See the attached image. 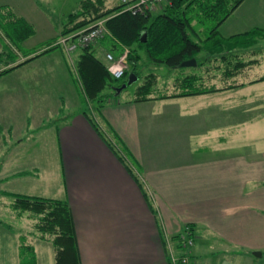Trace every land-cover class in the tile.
Wrapping results in <instances>:
<instances>
[{
    "label": "crops",
    "instance_id": "0c3cea01",
    "mask_svg": "<svg viewBox=\"0 0 264 264\" xmlns=\"http://www.w3.org/2000/svg\"><path fill=\"white\" fill-rule=\"evenodd\" d=\"M111 1L114 2L104 0V4L109 6ZM80 2L61 1V6L58 3L56 7L52 0H7L5 3L35 28V33L22 43L23 57L33 56L54 45L64 26L63 20L79 8ZM243 3L244 0L219 25L223 37L264 28V13L258 12L260 7L252 12L244 8L246 16L242 21L231 20ZM58 17L62 22L55 21ZM227 21L232 23L230 28L226 26ZM41 30L50 41L45 39L37 45H27ZM259 38L264 39V35ZM58 47L61 50L54 48L31 62L37 63V67L48 65L50 68L52 63L68 74V60L73 63L69 56L72 57L74 52L68 53ZM254 50L257 52L259 48L254 45H234L233 48L244 60L255 59L252 65L264 59L263 55L261 60L258 58L261 53L255 57ZM102 60L108 63L107 58ZM187 73L190 72L183 74ZM7 75L0 78V89L12 84L10 79L13 77L16 82L21 81L16 74L9 79ZM64 83L62 89L70 90L69 76ZM9 88L7 94L12 98L14 89ZM205 94L129 101L125 105L111 98L102 107L103 119L113 133L110 134L105 126L102 128L100 123L96 124L124 155L142 186L99 136L84 109L64 114L63 118L54 121L50 119L52 122L45 123L42 118L34 124L28 118L23 122L34 141L37 139L34 135L51 129L52 161L56 163L54 175L41 161L38 149L17 158L14 151L24 144V138L13 135L17 119L5 121L6 115L0 111V135H4L0 140V157H3L0 158V194L67 200L73 214L82 264H172L167 237L176 236L185 225H189L194 234L190 255L195 264H212L209 257L216 242L263 249L264 143L256 140L264 136L260 138L255 131L251 141L241 145L247 147L244 150L250 154L241 156L240 150H234L239 149V141L235 138L239 124L231 123L227 137L223 125L220 129L212 125L196 127L198 122L193 117L197 112L193 111V106L198 100L182 103L183 107L189 106L184 107L185 110H161L162 114L156 113V118L137 108V102H159L169 107L184 97ZM61 98L64 103V93ZM57 112H61V107ZM198 120L201 122L199 116ZM203 120L207 125V120ZM253 145H256L255 150ZM160 147L168 149V154L162 155ZM9 199L12 201L11 197Z\"/></svg>",
    "mask_w": 264,
    "mask_h": 264
},
{
    "label": "rangeland",
    "instance_id": "374dc122",
    "mask_svg": "<svg viewBox=\"0 0 264 264\" xmlns=\"http://www.w3.org/2000/svg\"><path fill=\"white\" fill-rule=\"evenodd\" d=\"M6 1L7 0H0V7L7 6L11 8L15 13L14 8H12L10 4L5 3ZM52 1L57 7L58 3L61 6V1L69 2L70 0ZM112 2L113 1L108 2V4L112 6L114 3H120L121 0H114V2ZM163 4L164 3L158 4L155 6V8L148 11L153 12L154 14L159 13ZM257 7H260L258 12H262L263 14L264 0H244L243 7L240 8V11H236V14L232 16L231 20L242 21L246 16V14H244V8L247 9V12H252L254 11L253 9ZM2 11L4 12V10ZM253 14L256 15V13ZM59 18L60 17L56 18L55 21L62 22V19L59 20ZM63 22H66V19H64ZM192 23L200 35L199 39L196 37L195 39L201 41V39L204 38L207 33V30L205 29L206 31H204V28H206L207 25L208 27L212 25V21L208 22L206 26H203L198 22V20L195 19ZM231 25V21H227L226 26L230 28ZM262 30L264 31V28ZM44 33L45 31L41 30L40 33L31 38L30 41H28L26 44L29 45L32 43L34 45H37L45 39V41L49 40L50 38L45 36ZM108 34L109 33L105 35ZM105 35L96 40L92 44V48L98 57H100L101 59H105L106 61V58H104L106 51L109 50V52L116 55L118 53V50L111 48L107 36ZM259 35L261 37L264 35V33L263 35L261 33ZM257 41L258 42L254 44V48H259L260 52H256V50L252 52L254 54H257L255 55V57H257L258 54L261 53L260 56H258V58H260L261 60V56H264V54H262L264 52V39L259 38L258 36ZM121 47L123 48V51L119 53L117 57L126 52L127 59L130 48L125 45H121ZM54 48L61 50L59 47H55L52 45L33 56L38 57ZM136 48L137 47H135V49ZM136 50L140 55V59L137 60V69L140 70V73L138 72L140 77L129 84L126 88H124L119 94H115V86L108 87L103 91V95L105 96L103 97L102 101L91 100L85 93L83 83L76 68V61L78 59L80 49L75 50L72 57L69 56L70 59H73V63L71 60H68V74L67 72L64 73L63 70L61 71L59 67L53 66L52 63L50 65L51 68L48 65L37 67V63L31 62L36 57L26 63L20 64L21 62L32 56H27V58H24L21 54V50L14 47V45L5 35L0 26V72L12 66L15 67L8 72L0 75V78L7 74H10L11 72H14L12 73V75H7L6 78L9 79V77L16 74V76L21 80L20 82H16L17 80L15 79V77H13L10 79L12 84L9 83V85H3L0 89L1 114L6 115L5 121L13 120V122H15V120L17 119L14 124L15 130L13 131V135L20 136V138H24L25 141L24 144L19 147V149H16L14 151L17 155V158L19 159L20 156L27 155L29 150L34 153L35 150L38 149L41 152V161L46 164L49 173L54 175L56 163L52 161L54 159L52 146L53 134L51 129H44L40 135H34L35 137H37L36 141H34L26 132V123L23 122L28 118L30 119V122L34 124L37 121H40V119L42 118L46 123L51 120H57L58 117L63 118L64 114L74 113L78 110L84 109L88 110L93 119L97 123H100V126L102 128L105 126L107 128V131H109L111 134L113 133L111 126L107 122H105L101 114L102 107L111 98H115L116 101L119 100L121 102L120 104L122 105L129 103V101H134L133 97L136 96L137 87L142 80L141 74H145L148 72L154 73L157 77V85L159 87V90L161 91L158 92L157 90V92L155 93L159 94L164 93L165 91L172 93L171 90L176 83V79L178 78V76H182L184 72H196V74H200L202 76L205 84H214L224 89L218 90L220 91V93L218 94L207 93L199 97H184L179 101V103L176 102V104L170 105L169 107H165L159 102H149L141 104L137 102L138 110L139 108H141L142 113L146 112L148 114H154L156 118V113L160 112V114H162L161 110H177L178 108V110H185V108H189V106L184 105V108L182 103L190 99H193V101L198 100V103L196 105L197 107L193 106V111L196 110L195 112L197 113L195 114H197V116H192L193 119L195 117V119H197L198 123L196 127H209L212 125L211 127H217V129H220L223 125V133L224 136L227 137L231 132V128L229 129L231 123H233L234 125L239 124L236 126L239 131L235 132H238V136H236L235 138L239 141V149L234 150H240L241 156L243 154H250V152L244 150L248 149L247 147H241V145H245L243 142L251 141L250 138H253L255 131H257L256 134L260 135V138L264 136V80H255L258 79L260 75L264 74V59L261 60V62H257L256 64L252 65L250 67V70L248 69V67L244 68L241 73H239L240 76H237L235 78L237 79L235 81L237 84L244 82V85L228 88L227 86L230 84V82L227 81V79L225 78L226 74L224 73V70L228 72V66L224 62L221 64L218 59H210L206 61L207 63H205L202 67L187 66L181 67L180 69H175L168 67L165 64L155 65L148 61L145 54L146 52L143 49L137 48ZM204 54L205 53H203V55H200L201 58H204ZM206 54L208 53L206 52ZM28 63L29 65H27ZM129 64L130 63L127 59L126 69L128 70L131 69V66ZM223 75L225 76L224 80L221 79ZM68 76L72 83V87L70 90H65L62 89V85L65 84L64 82L67 81ZM127 79L128 76H123L122 78L117 79L116 82L122 83L123 80ZM9 86L13 87L12 89H14L12 98L9 97V94H7V92L11 90ZM63 93L65 97L64 103L61 98ZM142 106H144V108ZM60 107L61 112L58 113L57 110H59ZM132 107L133 106H131V108ZM198 116L200 117L201 122H199ZM186 118L191 119V116H187ZM204 118L207 120V125L203 124ZM19 122L22 123V125ZM194 125L195 124L192 123V126ZM250 128L251 131H249ZM1 136L4 135H0V140H2ZM218 137L220 136L218 135ZM256 142L264 143V137L263 139L256 140ZM252 147L254 150L256 149V145H253ZM160 152H162V155L168 154V149H163L162 147H160ZM197 156L199 155L197 154ZM10 197L12 198V201L9 199ZM13 200L14 198L12 196H3L0 194V264H22V247H24L25 245L27 247L29 245L34 249L37 264H56V249L54 247V244L52 243L53 236H51L50 234H42L41 231L38 230L36 226V224L38 223V218L31 214V212L24 211L19 213L18 210L11 207ZM184 227L185 226H183V228ZM207 237L209 238L210 235H208ZM170 238L176 241L177 235L174 237L170 236ZM208 240L209 242H212L211 239ZM174 244L177 247L176 242ZM211 249L213 251H211L209 262L212 264H264V248L254 250V248L249 246H237L230 242L222 241V243L216 242V244H214V247ZM24 251L25 253H28V248H26V250ZM256 252H261V255Z\"/></svg>",
    "mask_w": 264,
    "mask_h": 264
},
{
    "label": "trees",
    "instance_id": "16d2710c",
    "mask_svg": "<svg viewBox=\"0 0 264 264\" xmlns=\"http://www.w3.org/2000/svg\"><path fill=\"white\" fill-rule=\"evenodd\" d=\"M241 1L243 0H166L159 13L154 14L150 11L133 12L126 10L122 3L106 6L104 0H81L79 8L67 16L59 35L87 28L104 19L105 26L109 31V34L105 36H107L111 48L118 50V53L114 54L115 57L123 51L121 45L130 48L127 59L131 69H126L124 76L135 73L138 78L140 77V70L137 69V60L140 59V55L136 49L141 48L146 52L149 62L155 65L165 64L171 68H178L180 62L191 57L196 58L197 65L195 66L199 67H202L210 59H218L221 64L224 62L228 66V72L224 70L226 77L223 75L221 79L224 80L225 77L230 82L227 87L233 88L245 84L244 82L237 84L235 78L244 68L251 67L250 65L256 61L255 59L244 60L237 52L233 51L234 45L237 47L254 45L259 34L264 32L262 29L255 28L229 37H223L220 34L219 25ZM194 19L203 26L212 21V25L209 27L207 25L204 28L207 33L201 41L195 39V37L199 39L200 35L193 26ZM0 26L14 47L19 50L22 49V43L35 33V28L31 23L22 16L15 14L7 6L0 7ZM144 33H146L145 41L142 40ZM55 42L53 46L58 47L59 45ZM92 47L91 44L80 48L76 68L87 97L91 100L102 101L105 96L103 91L106 88L120 86L126 80L117 83V79L108 70V63L98 57ZM135 47L137 48L135 49ZM203 53H205L204 58H201L200 55ZM34 57L36 56L27 58L20 64L26 63ZM13 68L15 67L2 70L0 75ZM141 79L134 101L200 95L224 89L214 84H205L202 76L196 72L182 74L178 77L171 90L172 93L167 91L160 94L155 93L157 90L158 92L161 90H159L157 77L154 73L141 74ZM255 80H264V75ZM84 114L99 136L141 185L124 155L118 151L113 142L100 129L88 110H84ZM117 141L120 142L119 139ZM121 148L127 155L128 152L125 151V148ZM13 198L11 207L18 210L19 213L31 212L38 218L36 224L38 230L42 234L53 236L52 243L56 249V264H82L73 214L67 200L23 194H14ZM26 248H28V253L24 251ZM22 254V264H37L34 249L29 245L22 247Z\"/></svg>",
    "mask_w": 264,
    "mask_h": 264
},
{
    "label": "built area",
    "instance_id": "2783aa9c",
    "mask_svg": "<svg viewBox=\"0 0 264 264\" xmlns=\"http://www.w3.org/2000/svg\"><path fill=\"white\" fill-rule=\"evenodd\" d=\"M166 0H121L124 9L133 12H147L156 5L164 3ZM109 33L105 26V20L101 19L93 25L67 34H61L55 44L61 46L66 52L71 53L77 49L93 44L96 40ZM108 70L115 79L122 78L127 68L126 52L115 57L111 52H107ZM173 241V244H172ZM177 247L175 246V243ZM167 245L170 249L169 259L172 264H195L191 258V251L194 246V234L189 225H185L183 230L177 234L176 241L167 237Z\"/></svg>",
    "mask_w": 264,
    "mask_h": 264
},
{
    "label": "water",
    "instance_id": "95a60500",
    "mask_svg": "<svg viewBox=\"0 0 264 264\" xmlns=\"http://www.w3.org/2000/svg\"><path fill=\"white\" fill-rule=\"evenodd\" d=\"M142 40L143 41L146 40V33L143 34ZM195 65H197V60L195 57H191V58L185 59L182 62H180V64L178 66L179 67H187V66H195ZM137 78L138 77L135 73H130L128 76V79L124 83H122L120 86L114 87L115 94H119L124 88H126L129 84L134 82ZM256 253L261 255V252H256Z\"/></svg>",
    "mask_w": 264,
    "mask_h": 264
}]
</instances>
